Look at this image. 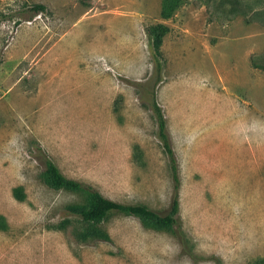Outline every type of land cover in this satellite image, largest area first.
<instances>
[{
    "label": "rangeland",
    "instance_id": "1",
    "mask_svg": "<svg viewBox=\"0 0 264 264\" xmlns=\"http://www.w3.org/2000/svg\"><path fill=\"white\" fill-rule=\"evenodd\" d=\"M164 2L0 0V264H264V0H178L168 18ZM153 23L169 27L154 91L180 233L112 212L107 238L80 237L67 205L83 197L44 181L42 152L110 199L169 209Z\"/></svg>",
    "mask_w": 264,
    "mask_h": 264
},
{
    "label": "trees",
    "instance_id": "2",
    "mask_svg": "<svg viewBox=\"0 0 264 264\" xmlns=\"http://www.w3.org/2000/svg\"><path fill=\"white\" fill-rule=\"evenodd\" d=\"M178 5V0H165L161 15L168 18L173 13ZM41 4L34 5L32 11L37 14L43 10ZM147 34L149 36L152 54L155 60L156 78L152 85L151 91V106L154 113V119L157 125V135L161 141L162 148L168 158V164L171 171V176L174 182L173 193L170 201V206L167 212L160 213L148 206L140 203H122L104 196L99 190L91 184L80 180L67 177L59 167L42 152L44 170L42 176L44 181L54 189H64L75 194H80L83 197L82 203H71L67 205V209L81 217V220L86 225L80 231V237H102L107 238V235L98 227L110 213L118 212L126 215H132L147 225L154 228L169 230L174 233H180V203H179V177L177 164L170 139L167 133L166 120L162 113L160 105L155 98L154 86L160 81L161 64V45L164 36L168 33L169 27L164 23H153L147 26ZM13 196L18 200L24 199V194L20 186L13 189ZM260 261L264 262V259Z\"/></svg>",
    "mask_w": 264,
    "mask_h": 264
}]
</instances>
